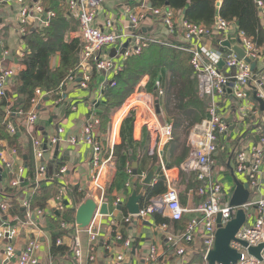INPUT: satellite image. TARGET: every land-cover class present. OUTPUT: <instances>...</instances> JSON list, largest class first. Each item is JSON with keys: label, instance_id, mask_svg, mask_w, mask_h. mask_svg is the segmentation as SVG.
<instances>
[{"label": "built area", "instance_id": "built-area-1", "mask_svg": "<svg viewBox=\"0 0 264 264\" xmlns=\"http://www.w3.org/2000/svg\"><path fill=\"white\" fill-rule=\"evenodd\" d=\"M26 1L16 0L21 6L19 21L23 26L21 30L23 36L27 33L26 25L31 17L36 22L41 21L42 27L48 26L49 19L54 17L53 13L44 10L42 0H31L32 6L26 4ZM131 1L135 0H129V3L123 6L124 16L130 22V33L117 34L112 31L115 26L113 19L105 22V30L95 25L99 11L106 0H67L70 14L75 16L80 23L78 38L81 40L82 49L78 56L77 69L70 73L61 88L66 82L75 80L78 71L83 73L81 86L86 88L91 80L92 61H96L99 72L114 71L116 73L119 71L122 64L117 66L113 63V59L103 56V52L110 47H121L122 49L123 45L130 40L125 54H120L122 62L128 57L140 55L144 49L153 44L173 47L188 53L191 57V66L199 81L200 96L207 100L208 106L206 119L190 131L188 136L190 154L181 166L185 173L194 175L198 182L197 192L201 201L197 208L189 210L184 207L181 204L178 190L169 182L164 195L150 200L144 207H141L137 215H128L123 222L126 225H132L135 220L137 222L153 220L156 214H162L174 223L183 220L185 214L195 212L200 218L190 219L182 230L175 231V228H172L173 231L166 236L165 242L168 251L181 260V264H193L200 248L204 250L203 264H208L207 257L216 242L218 216H221L222 227L225 228L230 221L236 218L238 211L242 210L246 221L236 234L235 240L230 243V247L241 255L236 264H264V247L260 258L249 252V248L264 246V110L255 98L264 101V45L259 46L254 38L248 37L245 32L239 30L236 22L224 20L219 15L211 27H206L190 24L183 15L176 17L170 9L152 10L146 2L141 3L140 11L137 12V8H133L130 4ZM256 3L264 17V2L256 0ZM148 13L165 24L169 34L167 38L150 37L140 32V24ZM42 16L44 19H41ZM178 28L183 32L186 44H177L172 41V37L178 33ZM214 37L218 38L216 48L202 45V41ZM225 41H229L231 46H224ZM235 47L242 49L245 56H239L234 51ZM116 54L118 56V53ZM221 61H223V66L220 68ZM252 63H256L254 70L251 67ZM16 77L17 72L14 69H0V99L8 100L9 105L6 107L8 116L11 107L8 88L10 82L13 83ZM111 85L116 86L115 83ZM156 88L158 95L163 97L165 92L160 82L156 83ZM60 90L54 94L59 95ZM50 94L40 88L36 89L31 100L30 111L27 114L22 110L16 113L18 117H25L26 129L31 137L35 172L30 182L34 184L35 191L41 187L42 183L53 178H50L51 175L45 163L44 143L34 134V127L42 105ZM153 108L154 105H150V109ZM99 125V112L95 106L91 109V114L84 127L83 140L92 148V164L96 171L92 182L97 188H101L105 165L113 159L112 155L108 159L103 158L102 145L95 135ZM146 125L161 147L173 140L171 123L153 119ZM7 129L11 135L17 132V127L12 122L8 123ZM62 133L63 129L60 128L58 134ZM71 141L75 143L76 139ZM58 142L59 138L50 140L51 145H56ZM6 151L13 158H21V156L16 149L3 150L0 147V159L3 160L5 168L11 170L10 188L19 190L26 168L23 163L16 165L14 161L7 160ZM219 164L222 165L219 166ZM226 171L232 172L231 177L234 182V186L228 189L221 179ZM131 172L132 170L129 171L130 174ZM60 173L64 174L65 170ZM235 180L248 184L250 196L248 201L241 206L231 205L236 188ZM65 195L66 188L62 185L58 195L54 198L56 217H62L67 209L64 203ZM8 202V200L0 202V210L3 213L10 210ZM20 202L21 206L27 210V216L30 217L33 211L30 209V198H25ZM116 205L121 207L119 200ZM36 212L43 216L45 211L37 210ZM103 217L105 216L100 215L97 210L93 222L86 229L91 244L88 264H95L92 252L99 240L100 220ZM107 217L113 237L103 244V250L111 258V264H125L133 249L134 240L131 236L125 238L118 230L119 222L114 214H108ZM161 227L167 229L168 224H163ZM61 228L69 230L72 226L61 220ZM76 233L79 234L80 231L77 230ZM17 236V227L12 225L11 221L2 219L0 250H3L5 259L12 262L18 256L13 264H39L40 243L38 240L30 239L17 255L14 245ZM242 242H245L247 247H244ZM75 243L73 253L81 260L82 252L78 239ZM56 245L62 246V240L58 239ZM145 261L146 264H170L169 256L160 254L155 246L150 248Z\"/></svg>", "mask_w": 264, "mask_h": 264}, {"label": "crops", "instance_id": "crops-1", "mask_svg": "<svg viewBox=\"0 0 264 264\" xmlns=\"http://www.w3.org/2000/svg\"><path fill=\"white\" fill-rule=\"evenodd\" d=\"M65 1L67 3V0ZM142 2H146V0H135L131 1L130 4L133 8H137V12H139V6ZM127 3H129V0H106L99 11L95 25L105 30V22L113 19L115 26L112 31L117 34L130 33L129 19L123 13V6ZM26 4L32 6L33 2L27 0ZM149 4L147 3L148 7ZM20 10L21 6L17 4L16 0H0V69H14L17 74L24 69L21 66V59L27 49L24 36L21 34L23 26H21L19 21ZM41 19H44V16ZM28 27L43 28L41 21L36 22L32 17L26 25V28ZM78 32L79 30L72 34L71 37H78ZM140 32L146 36L161 39L169 36L165 24L161 20L156 19L151 13H148L141 22ZM217 40V37L209 38L202 41V45L216 48ZM172 41L177 44H186L180 28H178V33L172 37ZM121 50V47H110L103 52V56L113 59L114 64L121 66ZM116 53H118V56ZM7 57H12L13 60H6ZM59 62L60 56L57 55L52 58L53 67H58ZM93 71L94 66L92 65L90 69L91 78H93ZM82 74V72L78 71L75 80L66 82L61 88L59 95L53 93L45 98L34 127L35 136L43 141L46 149L45 163L48 166L50 178H57L59 184L67 188L64 203L67 207V219L74 221L72 225L74 229L68 230V235L63 233L64 237L61 238L62 246L66 248L65 252L57 255L52 254L54 237L60 235L58 224L53 218L55 217L54 209L56 205L54 199L49 202V210L44 212L43 216L39 215L36 212L37 210H34L28 217L27 210L21 206V200L25 198L31 199L36 193L34 184L30 182L35 172V160L30 144L31 137L26 129L24 116L18 118L16 127L21 132L23 151L26 152L30 148L32 170L28 169L27 163L20 154L22 158H13L9 156L8 151H6L5 155L7 160L14 161L16 165L23 163L26 168L22 177L23 183L19 190L10 188L11 170L5 168L3 160L0 159V202L12 200L16 206L22 208L23 212V214H14L12 205L7 213H3L0 210V218L11 221L12 225L18 229V236L14 241L17 255H19L30 239H36L40 243L38 252L39 264H88L91 244L86 230L80 231L79 234L76 233L78 230L76 215L79 207L86 200L92 199L98 205V208L103 204H107L109 214H114L119 222L118 230L125 238L131 236L135 241L125 264H146L145 258L153 246L157 247L160 254L169 256L170 264H181V260L171 255V252L168 251L165 242L166 236L173 231L172 228H175L173 222L163 223L168 224L167 229L161 227L163 224L156 223L155 218L140 222L135 220L132 225H126L123 222L124 218L130 215L126 209V204L132 192L137 190L138 194L143 193L144 199L149 194V190L161 178L166 180L167 188L169 182L174 185L179 192L181 204L187 209H196L200 202V197L197 194L198 183L196 178L194 175L185 173L181 167L189 155L185 151L182 154L183 146L187 150L188 145L187 141L185 142L181 137L180 141H178L177 134H175V118L171 114L174 111V102L168 101L167 88L164 90L163 99L158 100L160 113H157L155 104L157 100L154 99V95L157 93L156 83L163 82L166 85L165 76L163 74L160 76L146 75L135 90L127 96L125 101L114 110L107 132L101 133L100 128L96 130V138L104 146L105 158L110 157V155L113 156L115 146L121 143L122 123L126 116L131 111H134L133 138L139 144L136 150L137 159L133 162L134 164L132 163V170L133 165H136L138 175L134 176L132 174L130 176L119 171L114 158L105 165L101 188H97L92 182L96 172L92 164V148L84 142L83 131L91 114V109L96 106L98 112L103 110L102 107L106 103L105 93L111 88V81L115 73L114 71H98L96 80L91 79L92 81L90 80L87 83L86 88L81 86L83 83ZM8 91L14 92L12 82L9 84ZM141 97H145V99L147 97V102H140L141 104H139L138 101ZM14 101L15 99L11 98V104L12 102L14 104ZM152 104L154 108L150 109ZM153 119L164 120L163 123L167 122L173 125V140L162 147L146 125ZM60 128L63 129L62 134H58ZM53 138H59V142L56 145L50 144V140ZM72 139H76V142L72 143ZM0 147L3 150H7L8 144L0 142ZM156 154L158 157H156ZM57 166L60 167L58 173ZM62 170H65L64 174L60 173ZM150 171H154L155 176L152 184L146 186L143 184V180ZM227 176H232V172H225V180H223L224 174L221 176L224 186L228 189L230 187L227 186ZM73 189L78 191L79 194L72 195L71 191ZM118 200L121 207L116 205ZM50 210L52 214L49 213ZM193 218H200V216L195 212H190L185 214L183 220L188 223ZM15 219L17 220L15 221ZM111 237H113V232L109 226V218L105 216L100 220L99 240L92 252L95 257V264H111V258L103 250V244L109 241ZM76 239H78L82 252L81 260L73 253ZM16 258L12 262H8L4 257L3 250H0V264H13Z\"/></svg>", "mask_w": 264, "mask_h": 264}, {"label": "trees", "instance_id": "trees-1", "mask_svg": "<svg viewBox=\"0 0 264 264\" xmlns=\"http://www.w3.org/2000/svg\"><path fill=\"white\" fill-rule=\"evenodd\" d=\"M262 1L264 2V0ZM146 2L152 5V10L170 9L176 17L181 16L183 11H186L184 19L194 25L211 27L217 15H219L224 20L239 23L240 31L245 32L248 37L254 38L259 46L264 45V17L257 7L256 0H222L221 7H217L220 0H146ZM42 5L44 10L53 13L54 17L49 19V24L46 27L27 28V33L24 36L27 49L21 59V66L24 69L17 74L12 83L15 94L8 91V98L15 99L14 104L12 102L9 109V116L6 110L9 105L8 100L0 99V142H6L10 149H16L24 158L28 169L31 170L30 148L26 152L23 151L21 132L17 130L14 135H11L7 129L8 123L12 122L13 125L17 126L19 117L16 113L22 110L27 114L30 111L31 100L36 89L40 88L51 94L60 90L70 73L77 69L78 56L82 49L80 38L71 37L79 30L80 23L75 16L70 14L66 1L42 0ZM57 55L60 56V62L58 67L55 68L52 66V58ZM190 60V55L182 50L156 44L144 49L140 55L125 59L122 62L121 69L115 73L111 81V84L115 83L116 86L111 85V88L105 93L106 103L102 107L103 112H99L101 133L107 132L114 110L125 101L146 75L160 76L163 74L166 85L163 82H160V84L164 90L167 88L168 101L174 102V111L171 114L175 118V134H177L178 141L181 137L185 142L187 141L188 145V136L191 129L206 119L208 106L207 100L200 96L199 81ZM92 65L94 71L91 79L96 80V74L98 73L96 61H92ZM154 99L162 100L163 97L156 93ZM134 121L135 113L131 111L122 123L121 143L115 146L112 157L116 159V166L119 171L130 176L133 173L132 163L137 159L136 150L139 146L133 138ZM102 148L103 158L108 159L109 157L105 158L104 156L103 144ZM184 151L190 154V147L188 146L186 150V147L183 146L182 154L185 153ZM156 157H158L157 154ZM59 170L60 167L57 166V173ZM131 170L130 174L129 171ZM61 187L57 178L42 183L30 199V209L47 212L49 202L51 199L56 198ZM167 189L166 180L161 178L141 201V206L144 207L150 200L164 195ZM71 194L77 195L79 193L73 189ZM8 203L10 209L11 205L13 206L14 214H23L22 208L16 206L14 201L11 200ZM66 212L62 217H56L55 215L53 217L60 232V235L54 237L53 255L63 253L66 249L63 246L56 245L58 239L69 233L68 230L61 228V220L70 226L74 223L73 220L69 221L67 219ZM154 218L158 224L170 221L164 218L162 214H156ZM1 223L2 219L0 218V225ZM174 225L175 231L182 230L186 227L187 222L181 220L180 222H174ZM73 229L72 226L69 230Z\"/></svg>", "mask_w": 264, "mask_h": 264}, {"label": "water", "instance_id": "water-1", "mask_svg": "<svg viewBox=\"0 0 264 264\" xmlns=\"http://www.w3.org/2000/svg\"><path fill=\"white\" fill-rule=\"evenodd\" d=\"M222 2L217 3V7H221ZM149 8L152 9V5L149 4ZM186 11H183V16ZM237 27H239V23H237ZM130 40L127 41L121 50V55H124L126 52V48L129 46ZM224 46L230 47L231 44L229 41L223 42ZM234 51L241 57L245 56V52L239 47H235ZM6 60L12 61V57H7ZM250 62V60H247ZM223 66V61L219 63V67ZM252 70L255 69L256 63L251 64ZM256 100L260 103L261 109L264 110V101L262 99ZM157 113H160L159 110V101H155ZM133 160V158H131ZM134 164V163H133ZM133 174L134 176L138 175L137 166L133 165ZM154 171H150L145 179L143 180V184L146 186H150L152 184V180L154 179ZM236 188L232 197L231 205L233 206H241L245 204L250 196L248 191V184L242 183L235 180ZM0 190H1V177H0ZM143 193L138 194L137 190H134L130 195L128 202L126 204V209L130 215H137L141 209V201L143 200ZM99 210V214L102 216H107L109 214L108 205L103 204L98 208V205L94 200L88 199L86 200L78 209L76 215V225L79 231H85L90 227L91 223L94 220L95 214ZM246 217L242 210L238 211L236 218L230 221L225 228L222 227L221 216H218V231L216 234V242L213 250L209 253L207 257L208 264H236L237 261L241 258V255L230 247V243L235 240V236L245 223ZM244 247H247L245 242H242ZM263 245L259 247L249 248V252L251 255L260 258L261 250L263 249Z\"/></svg>", "mask_w": 264, "mask_h": 264}, {"label": "rangeland", "instance_id": "rangeland-1", "mask_svg": "<svg viewBox=\"0 0 264 264\" xmlns=\"http://www.w3.org/2000/svg\"><path fill=\"white\" fill-rule=\"evenodd\" d=\"M137 98V97H136ZM141 100V101H140ZM147 97L145 99V97H141L138 101L139 104H141L140 102H147ZM132 101V100H131ZM161 122H164V120H161ZM222 165V164H219V166ZM225 174H224V177H223V180H225ZM227 179H228V182H227V186L229 187H233L234 186V182H233V179L231 176H227ZM240 180H242L241 177H239ZM203 252L204 250L202 248L199 249V252H198V256L196 257V259L194 260L193 264H203V261H202V256H203Z\"/></svg>", "mask_w": 264, "mask_h": 264}, {"label": "bare ground", "instance_id": "bare-ground-1", "mask_svg": "<svg viewBox=\"0 0 264 264\" xmlns=\"http://www.w3.org/2000/svg\"><path fill=\"white\" fill-rule=\"evenodd\" d=\"M134 243H135V241H134Z\"/></svg>", "mask_w": 264, "mask_h": 264}]
</instances>
